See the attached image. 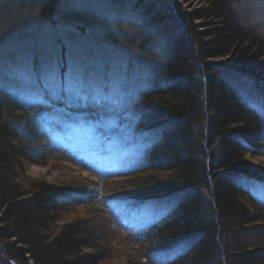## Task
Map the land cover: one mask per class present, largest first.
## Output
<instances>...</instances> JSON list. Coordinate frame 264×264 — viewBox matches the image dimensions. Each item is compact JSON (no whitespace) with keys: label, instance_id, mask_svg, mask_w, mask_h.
I'll use <instances>...</instances> for the list:
<instances>
[{"label":"trees","instance_id":"1","mask_svg":"<svg viewBox=\"0 0 264 264\" xmlns=\"http://www.w3.org/2000/svg\"><path fill=\"white\" fill-rule=\"evenodd\" d=\"M108 2L121 14L128 3L154 39L167 41V84L121 94L128 133L117 138L134 160L121 152L118 169L84 159L46 127V115L73 110L63 88L58 99L45 94V107L27 103L21 90L0 88V264H102L117 255L116 238L139 245L140 255L127 256L130 264H264V166L247 154H264V35L240 23L234 0H202L189 10L178 0ZM88 8L51 0L39 11L52 19L71 10L65 19L102 23ZM114 27L108 38L130 45ZM4 65L2 77L14 70L38 84L44 78L20 63ZM93 106L91 120L102 121L93 110L99 104ZM65 161L90 169L97 180L27 174L33 163ZM122 207L155 219L143 223ZM72 212L78 215L67 218Z\"/></svg>","mask_w":264,"mask_h":264},{"label":"rangeland","instance_id":"2","mask_svg":"<svg viewBox=\"0 0 264 264\" xmlns=\"http://www.w3.org/2000/svg\"><path fill=\"white\" fill-rule=\"evenodd\" d=\"M48 1L51 0H0V63H3L0 67L5 68L7 65L4 63L8 60V64L20 63L27 70L31 68L38 79L40 74L44 76L38 84L31 74L26 77L19 71L7 70L3 77L20 81L18 84L6 82L0 76V88H8L11 92L21 90L27 103L42 104L44 107L45 94L58 99L57 94L63 88L66 91L63 101L73 110L46 115V127L55 131L54 138L63 146H71L84 159L92 157L109 168L118 169L122 165V161L117 159L121 152L126 154L128 163L134 160L133 151L124 148L125 143L117 138L119 134L128 133L125 131L129 122V116L125 114L128 105L121 94L133 92L137 95L166 85L165 65L169 62L172 49L164 38H153L152 29L143 26L144 17L128 3L121 14L108 9L109 0H69L72 9L88 5L89 8H96L102 23L88 24L82 20L65 19L64 16H68L71 10H65L64 16L61 12L53 14L52 19L40 15V8ZM178 1L188 10L202 5V0ZM233 6L241 24L264 35V0H234ZM113 27L132 43L121 45L111 41L107 34ZM35 59L41 65L40 70L33 67ZM20 70L23 72L24 68ZM105 87L109 88V93H104ZM95 102L99 106L93 109L94 112L97 110L101 119H109L93 123L89 109L94 107ZM52 105L49 103V106ZM44 107L40 109L45 110ZM249 156L255 164L264 166L263 154ZM53 165L33 163L27 174L45 177L52 182H65L73 174L91 175L97 179L93 171L85 170L78 164L65 161L63 166ZM173 204L169 202L165 208ZM122 210L138 219H141L139 215H143L135 207H122ZM85 211L81 208L79 214L86 215ZM75 215L78 214L72 212L66 216ZM153 220L154 217L145 218V222ZM113 245L118 251L117 255L105 259L102 264H130L127 256L136 258L140 255L131 241L122 242L116 238ZM141 260L147 261L146 257Z\"/></svg>","mask_w":264,"mask_h":264},{"label":"bare ground","instance_id":"3","mask_svg":"<svg viewBox=\"0 0 264 264\" xmlns=\"http://www.w3.org/2000/svg\"><path fill=\"white\" fill-rule=\"evenodd\" d=\"M253 89H255L256 92H262L260 88H253Z\"/></svg>","mask_w":264,"mask_h":264}]
</instances>
